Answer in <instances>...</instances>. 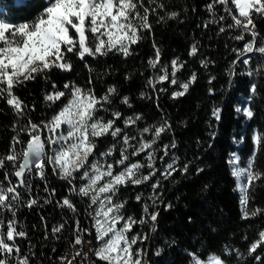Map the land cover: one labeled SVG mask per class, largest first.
Wrapping results in <instances>:
<instances>
[{"label":"trees","instance_id":"trees-1","mask_svg":"<svg viewBox=\"0 0 264 264\" xmlns=\"http://www.w3.org/2000/svg\"><path fill=\"white\" fill-rule=\"evenodd\" d=\"M134 2L141 16L148 9L151 27L138 30L140 39L130 45L128 55L113 49L106 55L86 54L81 59L75 51L65 52L70 69L52 67L13 88V94L21 101L23 115L7 103L6 93L0 98V158L7 156L10 146H14L21 148L14 154L18 156L17 165L22 163L27 144H22V140L17 143L15 137H29L23 130L29 126V120L41 125L39 134H45L42 122L51 121L72 98L71 89H66L65 84L85 91L92 89L96 97L114 88L111 102L97 111L96 118L114 119L113 130L118 127L121 132L113 137L110 130L109 134L93 138L97 147L89 162L112 163L114 172L130 163H141L144 167L139 175L153 173L139 185L120 186L112 198L114 203L124 205L126 216L134 219L144 217L145 205L150 212L157 213L156 221L145 217L144 224H134L127 233L138 237L133 245V250L140 253L138 259H146L147 264H195L196 260L205 263L208 257H218L223 264H262L264 242L254 252L250 248L261 240L260 233L264 232V54L255 51L244 54L243 49L249 42L264 46V15L253 13L251 31L245 32L234 23L233 15L238 16V11L231 0ZM46 4L47 0H32L29 7L19 9L16 0H0V9L7 22L31 23ZM70 35L75 37L74 31ZM87 35L94 41L90 32ZM241 35L243 39H237ZM193 46L196 53L190 55ZM157 52L159 61L152 67L149 61L156 58ZM245 59L249 61L247 64L243 62ZM173 60L178 61L175 84L171 83ZM162 67L167 69L168 79L156 82V77L165 74ZM193 74L195 80L185 91L181 85L188 83ZM150 80L154 82L149 84ZM55 91H62L65 96L47 101L45 96ZM177 91L184 94L174 96ZM124 97L130 106L122 102ZM245 104L252 112L250 118L237 111ZM113 112H119L120 118L115 119ZM137 116L139 120L125 125V120ZM160 126L165 131L151 148L131 155L141 141L151 143L155 128ZM145 128L150 131L144 132ZM60 131L66 132L67 125ZM124 136L129 137L128 145L124 144ZM125 147L129 158L124 165L116 166ZM109 149H112L110 156H101ZM148 152L154 157L151 169L147 167ZM233 156L239 157L237 164L241 168L252 159L254 171L261 173V178L248 187L246 206L241 204L242 193L232 175L229 161ZM170 164L174 170L168 168ZM1 169L4 172H0V181L9 183L6 171L13 168L5 160ZM50 169L52 166L48 165ZM36 173L35 169L30 173L26 196L40 192V199H47L52 180L44 181L41 188L38 180L42 176ZM28 174L22 177L26 184ZM83 185L84 182L77 183V190ZM9 204L11 207L0 218V235L4 234V240L9 218L17 219L18 226L25 225L28 209L27 202L19 203L17 217L12 201ZM253 212L257 214L251 215ZM55 223L63 226L62 219H55ZM43 232L45 225L37 224L32 237H22L16 246L18 253L29 251L33 239ZM64 250L57 249L58 256ZM0 259L18 264L19 260H27V254L10 257L0 252Z\"/></svg>","mask_w":264,"mask_h":264},{"label":"snow or ice","instance_id":"snow-or-ice-1","mask_svg":"<svg viewBox=\"0 0 264 264\" xmlns=\"http://www.w3.org/2000/svg\"><path fill=\"white\" fill-rule=\"evenodd\" d=\"M16 2L17 7L23 9L29 7L32 0H27L26 3L24 0H16ZM218 2L227 3L228 0H218ZM231 3L238 11V16L233 15L234 23L245 32L251 31L253 13L264 15V0H231ZM209 7L211 8V6ZM137 8L138 5L134 0H47L43 10L31 23L14 24L0 20V98H3L6 93L7 103L15 108L18 114L23 115L21 101L13 94V88L23 83L24 80L35 79L34 74L43 73L52 67L70 69L71 65L65 60V52L75 51L81 59H84L86 54L90 56L106 55L113 49L128 55L130 45L140 39L138 30L151 27L148 23V9L145 8L144 15L141 16ZM135 20H138L139 23H134ZM70 31H74L75 37L70 35ZM89 32L95 38L94 41L87 35ZM237 39H243V36H238ZM93 43L94 48L92 47ZM254 51L264 54V46L257 47L254 42L245 44L244 54ZM195 53L196 48L193 46L190 55ZM61 61L64 62L61 63ZM158 61L159 52L154 60L149 61V64L155 67ZM243 62L247 64L249 61L245 59ZM177 64L178 61H172L171 83L173 84L176 83ZM161 71L165 74L156 77V82L168 79L167 69L162 67ZM194 80L195 74L188 83L182 84L181 87L187 91L189 84ZM153 82L150 80L149 84ZM64 87L71 89L72 98L51 121L42 122V127L48 130V137L42 140L39 134L41 125L32 123L31 120L28 121L29 126L23 129L29 133L30 139L26 149L22 152L23 161L14 174L16 177L22 178L26 170L32 171L34 168L37 174L43 176L44 167L47 164L52 166L55 174L71 184L76 179L74 174L83 170L79 179L86 180L87 183L79 187L78 190L73 188L72 191H78L80 195L89 197L91 204L98 205L94 217L96 240L99 242V247L94 251L96 260L103 261L105 264H141L140 259H134L140 253L133 250V245L137 243L138 237H129L126 233L132 230L134 224H144L145 217L150 218L153 222L156 221L157 213L150 212L148 205H145L144 217L125 218L120 214L124 205L114 203L112 197L115 196L120 186L128 183L139 185L147 181L153 173L150 172L145 176L139 175V170L144 167L141 163H130L123 170L115 172L112 163L105 165L95 160L90 163L89 157L93 155V150L97 147L93 138L109 134L110 130L113 137H117L121 132L118 127L113 130L114 119L104 121L96 118L97 111L104 104L111 102V96L116 90L109 88L106 95L96 97L92 89L85 91L68 84H65ZM183 94V92L177 91L173 95ZM63 96H65L64 92L55 91L53 94L46 95L45 99L55 101ZM122 102L130 106L127 97L122 98ZM237 111L239 112L241 109L238 108ZM243 112L249 118L252 116V112L247 108L243 109ZM112 115L115 119L120 118L119 112H113ZM139 119V116L129 117L125 120V125L135 123ZM63 125H67L66 132L60 131ZM143 131L148 132L150 129L145 128ZM163 131H165L164 126L155 128L151 143L141 141L139 147L135 148L131 155H139L151 148L152 143L156 142ZM256 142H260L259 138ZM124 144H129L128 136H124ZM174 146L173 144L172 147ZM111 154L112 149H109L108 152L101 153V156H110ZM120 156L121 158L115 162L116 166L124 165L128 160L127 147L121 149ZM153 158V153L148 152L147 167L149 169L153 167ZM5 160L11 161L15 166L18 156L13 153L0 158V167L4 166ZM238 160L239 157L233 156L229 163L232 166V175L236 178L237 187L242 193L241 204L246 206L248 187L261 178V173L254 171L252 159L243 168L238 166ZM168 168L174 170L171 164L168 165ZM167 175H171V172H168ZM243 181H247V183L245 184ZM20 186H26L23 179H20ZM155 187L157 185H153V188ZM9 194H11L12 200L18 199L17 186H8L6 190L0 186V207H11L10 204H7ZM139 199L140 197H137V200ZM34 202H30L29 206ZM64 204L73 207L68 199L64 200ZM243 210L247 217L249 213L246 207ZM259 211L257 210V212ZM257 212H253L251 215H256ZM122 220L125 221L123 226L117 227ZM14 231V222H10L7 241H13ZM54 231H59V229H54ZM16 235L23 236L24 233L19 232ZM260 238L259 242L251 245L250 252H254L259 243L264 242V232L260 233ZM81 243L82 241L78 237L76 244ZM16 251L18 252L19 249ZM0 252H13L12 246L5 242L2 235H0ZM80 255V252L75 253V256ZM208 261L209 264H223V261L218 257H209ZM0 264H6V261L0 259ZM18 264H27V260H19ZM61 264H73V261L64 257ZM195 264H201V262L196 260Z\"/></svg>","mask_w":264,"mask_h":264},{"label":"built area","instance_id":"built-area-1","mask_svg":"<svg viewBox=\"0 0 264 264\" xmlns=\"http://www.w3.org/2000/svg\"><path fill=\"white\" fill-rule=\"evenodd\" d=\"M43 130L45 134L41 136L42 140L46 139L49 135L47 129L43 128ZM15 138H17V141L22 140V144H27L30 136L28 138L20 136ZM10 147L9 153L21 151V148ZM7 162L13 168L10 171H6L9 178L8 186H17V192L19 193L18 199L12 200V206L17 210V217L20 215L19 203L27 202L28 208L25 225L18 226L16 219L15 241H13L12 247L19 246L22 237H32L33 229L37 224L45 225V232L39 238L33 239V246L30 247V250L18 253L20 255L27 254V264H61L64 257H58L57 249H65L66 257L71 259L73 264H93V261H95V264H105L103 261H97L94 255L95 248L99 247L94 227V217L98 205L91 204L90 198L80 195L78 191H72L73 188L77 189V183H87L86 180L79 179L83 170L74 174L76 179L70 184L67 180L61 179L52 169L48 170V165L46 164L44 174L41 180L38 181H41L42 188L44 181L52 180V190L51 194L47 195V199H40V192H37L34 196H26L25 193V188H28L30 185L31 171L28 174L29 183L26 186H20L14 174L18 170L19 165H17V162L15 166L11 161ZM0 172H4L1 167ZM8 186H5V190ZM65 199L70 200L73 207L65 205ZM32 201L35 202L29 206ZM121 211L125 218L131 217L130 215L126 216L123 209ZM5 217L7 218L8 216L5 215ZM55 219H62L63 226H56ZM124 222L122 220L117 227H122ZM54 229H59V231H54ZM19 232H23L24 235H16ZM78 237L82 241L81 244H76ZM76 252H80L81 255L75 256ZM74 256L75 259H73ZM208 258L205 263L201 262V264H208ZM141 264H147V260L141 261Z\"/></svg>","mask_w":264,"mask_h":264},{"label":"bare ground","instance_id":"bare-ground-1","mask_svg":"<svg viewBox=\"0 0 264 264\" xmlns=\"http://www.w3.org/2000/svg\"><path fill=\"white\" fill-rule=\"evenodd\" d=\"M24 151V150H23ZM34 170V168H33ZM32 170V171H33ZM25 173H29L28 170H26ZM24 173V174H25ZM31 173V172H30ZM24 176V175H23ZM36 176H40L39 174L36 173ZM9 183L8 182H2L0 181V186H3L5 188V186H8ZM12 201L11 199V194H9V200L7 201V204H9L10 202ZM6 210H8V207L7 206H3V207H0V218L3 217V215L6 213ZM10 222H14V225H16V220L14 218H9V220L7 221V226L9 225ZM0 230H1V225H0ZM107 237H105L106 239ZM5 242L8 243L10 246H13V241H15V231H14V238H13V241H7V232H6V235H5ZM13 248V254H16L18 255V252L16 251V249H18L17 247H12ZM8 254L10 257L13 256V254L11 255V253H6ZM58 257H66V253H65V250L64 252L59 255ZM7 264V263H6Z\"/></svg>","mask_w":264,"mask_h":264},{"label":"rangeland","instance_id":"rangeland-1","mask_svg":"<svg viewBox=\"0 0 264 264\" xmlns=\"http://www.w3.org/2000/svg\"><path fill=\"white\" fill-rule=\"evenodd\" d=\"M0 20H3V21H5V22H7L3 17H2V9H0ZM245 108H247V105L245 104L243 107H241V112H242V114L243 115H245L244 114V112H243V109H245ZM246 116V115H245ZM248 117V116H247ZM118 204V203H117ZM123 209V208H122ZM121 209V210H122ZM123 211H124V209H123ZM120 214L122 215V211L120 212ZM137 224H139V223H137ZM126 235H127V233H126ZM129 237H131V236H129ZM138 257H134V259H137ZM209 264V263H208Z\"/></svg>","mask_w":264,"mask_h":264},{"label":"water","instance_id":"water-1","mask_svg":"<svg viewBox=\"0 0 264 264\" xmlns=\"http://www.w3.org/2000/svg\"><path fill=\"white\" fill-rule=\"evenodd\" d=\"M26 146H27V145H26ZM22 161H23V159H22ZM22 161H21V162H22ZM25 172H26V171H25ZM15 178H17V180L19 181V183H20V179H23V178H18V177H16V176H15Z\"/></svg>","mask_w":264,"mask_h":264}]
</instances>
